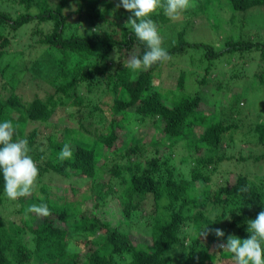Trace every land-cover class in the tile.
Wrapping results in <instances>:
<instances>
[{
  "label": "trees",
  "instance_id": "obj_1",
  "mask_svg": "<svg viewBox=\"0 0 264 264\" xmlns=\"http://www.w3.org/2000/svg\"><path fill=\"white\" fill-rule=\"evenodd\" d=\"M111 3L114 15L105 9ZM118 4L119 0H82L71 10L70 0H0V76L5 79L0 87V122L12 121L13 141L28 140L30 155L39 169L36 189L30 196L18 198L17 209L13 206L15 201L5 195L0 172V264H208L216 255L209 250L212 245L224 260L221 264H235L233 254L217 245L226 243L229 235L248 238V221L264 210L262 178L257 185L247 174L234 171L232 180L225 177L212 186L219 162L248 159L245 154L235 157L227 153L226 147L235 140L231 135L228 141L225 137L238 122L234 124L217 117V113L210 116L201 110V93H185V72H180L175 87L159 85V70L169 60L140 72L124 67L128 60L120 61L123 56L132 53L142 57L147 48L125 26V18L118 17L122 8ZM253 8L264 10V0H195V7L182 14L187 17L186 22L202 21L205 17L203 22L220 31V14L230 13L232 24L235 18L249 15ZM151 19L157 29L170 21L162 9ZM184 27L169 46L162 45L171 59L186 49L200 48L211 62L205 71L218 65L221 57L224 60L237 52L240 56L243 52L254 53L264 60V25L261 33L248 36L231 30L233 34L224 37L221 48L187 41ZM27 29L31 30L34 43L23 46L19 53L22 55L24 48L30 47L43 53L47 63L57 70L54 90L37 93L30 100H24L17 91L21 85L19 72L10 59L4 61L10 51L8 34L14 37ZM38 58L39 55L31 59V64ZM114 58L117 66L111 70ZM237 69L232 67L228 76L238 83ZM257 75L262 82L264 72ZM30 77L32 85L40 87L38 77ZM201 81L206 84L205 77ZM224 84L225 80H221L217 87ZM229 98L232 111L238 106L239 94L230 93ZM66 108L75 109L78 123L65 127L62 138L50 133L46 146L40 147L42 142L35 141L37 129L25 133L28 121L48 123L59 109ZM133 119L160 131L161 140L171 142L172 151L180 141L186 144L191 157L186 155L190 162L188 177L179 175L171 157L165 155L167 146L163 147L157 139L149 140L151 154L138 143L141 139L119 143L120 135ZM102 120V125L95 127ZM252 131L255 140L243 141L264 146V121H256ZM66 143L73 151V159L60 161V150ZM262 157L264 151L254 158L259 161ZM106 171L119 178V187L104 180ZM49 173L67 182L57 189L70 190L73 199L69 200L66 194H52L51 186L44 180ZM74 179L86 185L89 209L84 208L86 198H76L79 188ZM109 199L116 201L118 223L102 214L101 208L108 206ZM147 199L152 202L147 211L150 224L144 230L150 243L134 241L131 231L135 223L131 217L146 211ZM42 204L47 205L49 215L27 211L32 205ZM209 206L212 213L206 212ZM9 208L25 214L21 223L4 215L3 210ZM187 226H191L189 231L185 230ZM205 227L220 228L225 235L218 238L209 231L212 235L208 232L203 236ZM72 236L78 237L75 243L81 251L68 248Z\"/></svg>",
  "mask_w": 264,
  "mask_h": 264
},
{
  "label": "rangeland",
  "instance_id": "obj_2",
  "mask_svg": "<svg viewBox=\"0 0 264 264\" xmlns=\"http://www.w3.org/2000/svg\"><path fill=\"white\" fill-rule=\"evenodd\" d=\"M81 1L82 0H70L71 10L76 9ZM108 7L109 8H105L106 12L114 15L115 12L113 4L111 3V5ZM130 15L131 13L126 11L123 7L118 13L119 18H125V22H127ZM220 17L222 18L221 22L223 27L220 31L216 30L207 22H203L205 21V17H202V21L190 20L189 22H186L187 17L183 14H181L178 19L170 18V21L167 22L166 27L163 26L159 28L158 31L162 37L163 45L169 46L171 42L176 39L177 32L187 23L188 25L184 27L187 30V34L185 36L187 41L209 43L215 48H221L223 46L224 37H226L231 32V30L241 31L244 36H248L250 34H256L257 32L261 33L264 25V10L260 8H253L252 12L249 15L247 14L245 18H235V21L232 24L229 22V18L231 17L230 13L227 11L220 14ZM22 29L23 27L20 28V30ZM30 32L27 29L26 31L17 33L14 37H12V33L8 34L10 37V51L4 60L7 61L10 59L13 64V68L19 72L17 77L21 79V85L17 88V91L23 95L24 100L32 99L37 93L39 95H43L46 93V91L52 92L54 90L53 78L57 73L55 66L47 63L48 60L45 58L43 53L39 54L30 47L24 48L25 51L22 53V55L19 53L23 46L27 45L28 43H34L33 37H30ZM262 37L264 38V33H262ZM15 51L18 52L15 53ZM38 55V60L32 65L31 59L36 58ZM131 55L133 54L130 53L127 54V56H123L120 61L128 60L129 56ZM111 62V70H113L117 66V59L114 58L111 60ZM210 63L211 62L209 60L205 59L204 52L200 48H191L188 51L186 49L180 56L176 55L172 57L171 60L164 63L162 68L159 70V77L157 80L159 85L165 87H175L180 72H185V93L191 95H194L196 92L201 93V110L210 116H212V113H217V117L224 118L226 121L234 124L238 122L236 129L229 132L225 137L228 141L229 135H231L235 140V142L231 143L232 145L230 147H226L228 150L227 153L234 154L235 157L237 155L245 154L248 159L238 160L236 158H231V160H223L219 162L216 172L212 175V186L215 187L218 183H221L225 177H228L230 180H232L231 172L234 171L247 174L253 182H255L257 185H260V179L262 178L264 180V157L260 158L259 161L255 160L254 157L259 156L264 151V146L261 144L257 146L253 143H248V141H243V139L254 141L255 136L253 134L252 128L256 121H264V78L261 82L260 76L257 75L260 72H264V60L254 53L248 55L247 53L243 52L242 56H240V52H237L232 56L225 57L224 60L221 57L218 60V65L214 66L213 64L207 71H205L206 66H208ZM2 64L3 61L1 65ZM234 64L236 65L234 66ZM232 67H237V70L240 71V81H238V83L235 82L234 78L229 77ZM31 75L38 77L40 87H35V85H32L30 77ZM203 77L206 79V84L202 83L201 81ZM4 80L5 79L0 76V87ZM221 80H225V84L218 88L217 84ZM5 92L6 91H4V93ZM230 93L239 94L238 106H235L232 111L229 110L230 105L228 103L230 101ZM105 114L107 115V113ZM77 121L78 114H75V109L66 108L64 111L59 109L52 117V120L48 123L28 121L25 126V133H30L33 129H37L39 135L35 141L42 142L40 147H44L47 144V136L50 133L62 138L65 127L76 126L78 123ZM102 123L103 120L102 122H96L95 127L97 125L101 126ZM130 124V127L128 129L125 128L120 135L122 140H120V142L118 141L119 143L125 144L128 140L132 141L133 139H141L138 143H141L143 150L146 148L145 151H147L149 154V151H151L149 140L157 139L161 141V145L163 147L167 146V149L165 148L166 150H164L165 155L171 157V164L175 166L179 175L184 177L189 176L190 162L187 161L186 158L187 152L189 150L183 141L177 143L175 150L172 151L169 148V144L171 142L167 140H161L163 136L157 129L153 128L152 126L148 127L141 125L138 120L135 119H133ZM194 130L196 134H198L199 128L196 127ZM30 156L33 158L32 155ZM187 157L191 158L189 155H187ZM110 175V172H104V180L119 187V178H113ZM44 180H47L51 186V192L55 197L66 194L69 200L73 199L70 190L67 189L66 191H62L57 189L59 185L67 183L63 181V179H60L58 175L49 173ZM73 182L74 185L78 186L79 188L76 193V198H86L88 196V192L86 185L82 184L84 182L82 180L76 179H74ZM111 198L113 197L111 196ZM83 200H87L84 204V208L89 209L90 203L88 199L86 198ZM13 203L15 204L13 206L15 209H17L19 207L18 199ZM107 203H109L108 206L101 208L102 214L105 218H114V222L118 223L120 220V214L118 212V208L115 206L116 201L109 199ZM151 203L152 202L150 199L145 200L144 207L146 208V211L133 214L131 217L133 222H135L132 223L131 230L134 241H143L147 243L151 242L148 232L144 230L145 225L148 226L150 224V216L147 211ZM163 204H165V201ZM15 209L10 210L9 208L7 210H3V213L4 215L8 214V217L15 222L21 223V218L22 216H25V214H21L20 212L15 211ZM206 212H213L211 206L206 209ZM161 214L163 215V213ZM190 227L191 226H187L185 230L189 231ZM125 229L129 228L125 227ZM209 234L212 235L211 232H209ZM71 238L72 239L69 242L68 248L81 251V247H79L80 245L77 246L75 243V239H78V237L72 236ZM214 248L215 245H212L209 248V250L214 251L216 255L215 258L212 259V261H210L208 264H221L224 260L220 259L219 253L214 250Z\"/></svg>",
  "mask_w": 264,
  "mask_h": 264
},
{
  "label": "clouds",
  "instance_id": "obj_3",
  "mask_svg": "<svg viewBox=\"0 0 264 264\" xmlns=\"http://www.w3.org/2000/svg\"><path fill=\"white\" fill-rule=\"evenodd\" d=\"M120 6L131 13L125 26L130 27L147 48L142 57L131 55L124 67L140 72L171 59L168 50L162 46V37L151 16L162 9L169 18L178 19L183 12L195 7V0H119L117 7ZM14 132L11 120L0 122V172L5 195L12 201L30 196L37 187L39 176V169L29 155L31 149L28 140L13 141ZM58 158L60 161L73 159V151L67 143L60 150ZM27 211L41 216L49 215V209L44 204L32 205ZM209 231L218 238L225 235L220 228L206 230V227L202 235L207 236ZM247 231L250 233L248 238L229 235L226 243H219L217 247L232 253L235 264H264V210L248 221Z\"/></svg>",
  "mask_w": 264,
  "mask_h": 264
}]
</instances>
